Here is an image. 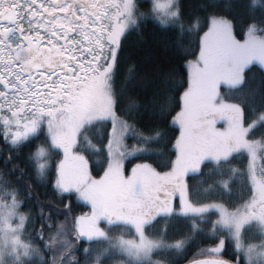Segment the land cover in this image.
Listing matches in <instances>:
<instances>
[{
	"label": "snow or ice",
	"instance_id": "obj_1",
	"mask_svg": "<svg viewBox=\"0 0 264 264\" xmlns=\"http://www.w3.org/2000/svg\"><path fill=\"white\" fill-rule=\"evenodd\" d=\"M149 4L0 0V140L7 146L0 264H177L200 239L214 243L187 264H264V91L258 98L244 91L246 67H264V0L245 3L251 22L243 39L233 20L214 11L202 23L198 14L185 17L180 0ZM148 18L191 37L190 45L198 36V51L179 45L194 55L185 62L186 87L171 72H157L141 103L128 91L144 79L134 62L121 87L114 85L122 40ZM221 85L234 95L226 99ZM120 103L128 119L117 116ZM33 142L25 167L13 163ZM161 144L168 145L159 166L165 170L147 159L125 167L126 157L164 156ZM91 156L102 158L99 175L89 169ZM237 156L246 158L239 168ZM53 169L54 190L90 208L73 215L63 203L54 231L42 207L20 211L21 197L32 196L22 178L45 182ZM198 169L206 177L202 191L185 180ZM226 244L234 260L219 257Z\"/></svg>",
	"mask_w": 264,
	"mask_h": 264
},
{
	"label": "trees",
	"instance_id": "obj_2",
	"mask_svg": "<svg viewBox=\"0 0 264 264\" xmlns=\"http://www.w3.org/2000/svg\"><path fill=\"white\" fill-rule=\"evenodd\" d=\"M251 0H180L181 10L185 17L198 14L201 17V22H204V17L207 14L215 12L217 15L227 17L229 20H233L234 33L237 38L243 39V30L246 28L247 23L251 21L248 19V12L244 7L245 3H250ZM260 0H256L257 6ZM141 10H144L150 6L149 0H140ZM212 5V7H209ZM207 25L204 23V27L200 29L203 31ZM191 37L183 38L179 33L178 29L160 25L158 22L151 18L146 19L138 29H134L122 40L121 49L118 54V66L115 87L119 88L123 84L124 70L127 64L134 62L136 67L139 69L141 75L144 77L142 81L136 82L138 86L136 88H129L128 91L131 95L135 96L141 103H143L147 96L151 93V88L155 80V74L157 72H171L175 80L179 83L183 81L184 86H187V68L185 62L190 59H194V55H186L184 50L179 47L183 45L189 53L198 51V36L195 37L197 43L195 45L189 44ZM247 82L244 91L250 93L252 96L258 98L261 91H264V69L258 65H252L245 71ZM182 90V89H181ZM222 94L228 91L224 86L222 87ZM227 93V92H226ZM234 95L233 93L223 94L227 99L229 96ZM123 103L117 105L116 114L122 116L124 119L129 117L124 115L121 111ZM146 119V118H145ZM140 126V125H138ZM107 127H111L108 122ZM169 135L174 139V135L169 131ZM131 137L125 140V143L131 146L133 143ZM7 146L0 140V160L6 154L4 149ZM35 147V142L30 145H25L19 149V155L17 160L13 163H18L19 167L24 168L26 165V154L30 148ZM165 153L164 156H152V157H140L132 156L126 157V167H131L133 164L143 162L147 159L148 163L154 167H158V170L163 171L162 167H159L167 159L168 145L161 144L159 146ZM174 155V152L172 153ZM102 158L98 156H91L89 162L90 171L93 175H99L102 173L103 168ZM246 163V158L237 156L233 160V164L237 168L241 166V163ZM2 166V165H0ZM207 169L205 168V172ZM205 172H198L189 174L186 178L187 183L196 188L198 191H202L204 184L201 183L202 177H205ZM206 178V177H205ZM24 181L31 185V198L21 197L24 203V207L21 209L27 212L29 209L33 213H39L40 208L43 211L50 213L53 223V231L55 230V222L57 220L63 221V203H68L73 209V215L80 214L88 211L89 207L80 203L74 194H60L57 193L50 180L54 179V170L45 182H38L31 178V174L25 175L22 178ZM241 189L237 184L232 193V199L240 195ZM202 194H204L202 192ZM37 225H39V217L37 216ZM47 232V229L45 230ZM214 243L212 240L200 239L193 242L187 247L186 252L177 260V264H186L188 260L201 258L197 253L199 249L209 247ZM82 247V245H81ZM222 255L228 259H235V253L232 248L226 244ZM122 258V257H121ZM162 258V257H157Z\"/></svg>",
	"mask_w": 264,
	"mask_h": 264
},
{
	"label": "rangeland",
	"instance_id": "obj_3",
	"mask_svg": "<svg viewBox=\"0 0 264 264\" xmlns=\"http://www.w3.org/2000/svg\"><path fill=\"white\" fill-rule=\"evenodd\" d=\"M233 31H234V28H233ZM235 34V33H234ZM237 37V36H236ZM237 39H240V38H237ZM252 65H258V66H260L261 68H263L264 69V67H262L258 62H255V61H253L251 64H249L247 67H246V69H248L250 66H252ZM246 69H245V71H246ZM222 87H223V85H221L220 86V92H221V94H222ZM230 93L229 91H225L223 94H227V93ZM222 94V95H223ZM109 123L111 124V122H110V120H109ZM216 127H218V128H222V127H224V124H223V122L222 121H219V122H216V125H215ZM130 158V157H129ZM125 160H126V158H125ZM125 167H126V164H125ZM132 167V166H131ZM131 167H128V169H131ZM127 168V167H126ZM90 169V168H89ZM54 170V169H53ZM198 172H200V170L198 169L196 172H189V173H187L186 174V176H185V180H186V178H187V176L189 175V174H193V173H198ZM64 194H68V193H64ZM75 198L80 202V203H82V204H84V205H86V202L85 201H83V200H80V199H78L76 196H75ZM175 204H178V199H174V205ZM89 207V206H88ZM90 210V208L88 209V211ZM20 211H22V212H24L22 209H20ZM210 247V246H209ZM223 250H224V248H222L221 249V251H220V253H219V257L220 258H222V259H225V260H233V259H228V258H226V257H224L223 255H222V252H223ZM202 258V257H201Z\"/></svg>",
	"mask_w": 264,
	"mask_h": 264
},
{
	"label": "flooded vegetation",
	"instance_id": "obj_4",
	"mask_svg": "<svg viewBox=\"0 0 264 264\" xmlns=\"http://www.w3.org/2000/svg\"><path fill=\"white\" fill-rule=\"evenodd\" d=\"M220 120H218L217 122H219Z\"/></svg>",
	"mask_w": 264,
	"mask_h": 264
},
{
	"label": "water",
	"instance_id": "obj_5",
	"mask_svg": "<svg viewBox=\"0 0 264 264\" xmlns=\"http://www.w3.org/2000/svg\"><path fill=\"white\" fill-rule=\"evenodd\" d=\"M187 264V263H186Z\"/></svg>",
	"mask_w": 264,
	"mask_h": 264
}]
</instances>
